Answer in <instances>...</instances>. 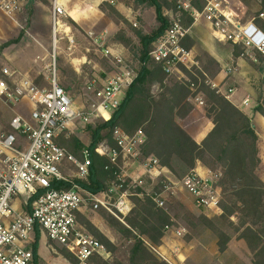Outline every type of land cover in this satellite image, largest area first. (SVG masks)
Returning a JSON list of instances; mask_svg holds the SVG:
<instances>
[{
    "label": "built area",
    "instance_id": "2783aa9c",
    "mask_svg": "<svg viewBox=\"0 0 264 264\" xmlns=\"http://www.w3.org/2000/svg\"><path fill=\"white\" fill-rule=\"evenodd\" d=\"M88 1L111 5L118 2ZM191 1L178 0L177 7L189 12L193 19L192 25L206 22L216 40L239 44L247 54L259 51L264 55V30L252 21L242 22L232 9V0H206L202 9L194 7ZM68 2L51 0L54 54L52 63L47 65L49 87L38 88L29 78L7 67L1 71L0 98L5 104L15 105L23 97H29L36 108L31 113L33 123L25 115L14 113L9 122L10 130L0 132V264H33L32 244L36 232L45 235L50 243L65 248L74 257L75 264H94L95 257L106 259L110 252L77 220V212L86 201L84 197L88 196L94 209L103 207L111 213L115 210L121 215H126L131 210L127 190L120 192L128 177L122 171L118 173L117 184L103 195L83 190L74 183L69 189L55 186L56 181L69 182L73 177L64 174L62 166L65 163L69 162L76 167L75 177L79 178L88 175L91 164L90 150L84 149L83 160H79L57 143L60 134L81 117L85 121L91 115L109 120L121 104L125 91L134 84L138 76L135 68L123 67L108 76L102 86L92 87L97 100L91 105L87 116L75 107L72 98L59 84L56 67V51L60 40L66 39L70 48L75 45L71 27L65 20L68 14L72 16L67 8ZM0 10L13 18L21 10V2L0 0ZM257 17L264 21V8L258 12ZM189 31L190 27H186L180 18L173 17L169 27L153 43L149 57L160 64L169 75L180 65H197L193 51L183 44ZM89 36L95 43L103 45L106 35L105 32L99 35L89 32ZM105 54L114 56L117 63L123 62L119 54L111 48H106ZM17 77L19 78L16 80ZM113 137L120 147L119 151L112 149L104 140L96 145L95 152L108 157L112 164L118 166L120 154L139 159V146L145 139L140 131L128 135L116 128ZM140 164L144 174L151 179L165 177L168 180L167 183L164 181L165 191L173 192L181 184L194 197L197 205L207 209H220V196L210 177H203L192 170L180 181H173L164 175L165 167L160 166L156 158L148 157L140 161ZM128 179L130 184L138 186L136 179ZM114 194L117 197L111 201ZM147 194L157 206H164L160 192ZM17 197L23 199L27 210L15 209L13 201Z\"/></svg>",
    "mask_w": 264,
    "mask_h": 264
},
{
    "label": "rangeland",
    "instance_id": "374dc122",
    "mask_svg": "<svg viewBox=\"0 0 264 264\" xmlns=\"http://www.w3.org/2000/svg\"><path fill=\"white\" fill-rule=\"evenodd\" d=\"M68 1L67 8L72 16L68 14L65 20L71 27L75 45L70 48L66 39L60 40L56 51V67L60 78L59 82L68 87L67 92L72 98L75 107L87 116L91 110V105L97 100L92 91L94 85L95 87L102 86L108 76L117 73L123 67H132L139 70L140 62L138 57L140 54V43L137 31L143 33L153 32L161 27L163 22L158 19L154 7L146 4L138 5L135 0H118L115 5L106 2L89 3L88 0ZM20 2L21 10L17 12L13 18L7 16L0 10V76L2 68L7 67L11 71H16L22 76L29 78L38 88H48L47 65L52 63L54 54L50 20L51 0H20ZM176 8L175 11L163 8V13L169 21H171L173 17L180 18L186 27H190L188 35H194L201 42L203 33H210L211 29L209 26L207 25V27L203 24V21L192 25L193 19L189 12L178 9L177 6ZM94 12L100 15H92ZM188 17L191 18V23L189 25H187ZM89 32H94L96 35L105 32L106 36L103 45L95 43L94 39L89 36ZM187 39L188 38H186V40ZM212 39L215 40L213 37ZM106 48L113 49L123 59V62L117 63L114 56L106 55ZM187 48L193 50L197 65L191 66L190 63L187 65H180L174 73L168 76L169 79L166 81L167 84L171 85L172 83L182 80L190 81L191 77L189 73L195 75L199 79H201L200 73L204 75L203 63L208 59L206 50L202 46L195 47L196 51L193 48ZM199 56H201V59ZM215 69L216 66L211 61L209 64L210 77H206L205 75L204 77L206 78V84L217 88L211 79ZM21 75H19V77H22ZM19 77H17L16 80ZM10 85L12 86L11 83ZM194 88L195 87L191 85L192 91H194ZM136 91L138 92L137 88ZM161 91L162 87L160 84L154 83L151 86L150 92L152 95L156 96ZM137 96L147 100L149 103L154 102L144 92ZM202 97L203 96L195 97L189 95L186 99L187 107L185 112H180L176 117V123L188 135L189 133L195 134L200 127L208 122L206 118H200V112L194 110V104L196 102L201 104L204 114L207 117L205 110L206 104ZM35 108V103H33L29 97H23L15 105H7L0 98V132L9 131V122L14 113L25 115L28 121L33 123L34 121L32 120L31 113ZM103 121H105L103 118L94 115H91L87 121L81 117L80 119H76L73 125L67 130L75 134L83 144L89 145L91 143V130ZM210 122L212 123L211 119ZM142 125L143 128L147 130V125ZM263 149L264 147L261 146V150ZM261 154L262 161L261 164H258L256 173L264 182V150ZM203 155L202 164L208 169L209 177L213 180L215 188L219 193L220 205L222 202L228 203V196L232 193V189L221 184L223 177L221 167L213 161L207 151L204 152ZM188 157L189 153L186 154L184 152L180 154V158L178 156H171L170 165L172 171L169 176L172 175L176 181H180L184 176L194 170L186 163ZM140 161L142 160H135L130 156H123V154H120L119 166L122 172L125 173L126 171L132 176L131 179L137 180V183H139L138 186L143 190L142 194L150 192H160L162 194L164 199V206L162 208L165 209L172 219L171 224L166 226L165 231L171 228L176 229L177 235L187 240L186 238H191L193 235L197 234V236H199L204 233H211L217 238L215 231L220 229L225 234L229 235L231 238L230 240L233 241L232 247L234 251L242 256L243 259L240 264H243L244 261H251L252 254L249 252L246 243L244 240L238 242L237 239V227H239L242 222L251 223V221L256 219V217L252 218L254 216H245L246 206L244 204H237L233 214L222 218V206L219 207L220 209L213 210L197 205L194 197L188 193L181 184H178L177 187L175 186L176 188L173 192L165 191L164 181L166 180L167 183L168 180L165 179V177H163L164 179H151L148 175H145L144 172H142L143 169ZM62 170L65 175L68 174L71 176H75L77 172L76 167L69 162L62 166ZM126 178L128 179V177ZM106 193L107 191L95 194L103 195ZM127 193L129 198V189ZM83 194L85 196L86 192ZM84 198L86 201L83 206L93 208L88 196ZM114 200L115 197L112 196L111 201ZM132 206L131 203V208ZM129 212L126 215H121L115 210L113 213L107 211V213L120 220H123ZM91 213V217H93L95 213ZM204 216L208 217L216 225V230L206 224L205 220L202 219ZM96 219L99 218H95V220ZM256 221L257 224L255 227H262L264 224V207H260ZM80 224L83 226L82 223ZM102 227L105 233L117 245L115 253H110L109 257L106 259H109L112 264H117L116 259L126 263L132 240H123L114 229L104 225H102ZM35 252L40 259V261L38 260V264L40 262L42 264H75L74 257L65 248L50 242L49 245H47V238L45 235L39 237Z\"/></svg>",
    "mask_w": 264,
    "mask_h": 264
},
{
    "label": "trees",
    "instance_id": "16d2710c",
    "mask_svg": "<svg viewBox=\"0 0 264 264\" xmlns=\"http://www.w3.org/2000/svg\"><path fill=\"white\" fill-rule=\"evenodd\" d=\"M135 1L138 5L146 4L154 7L157 17L163 22V25L149 33L137 31L140 43L138 76L134 84L126 91L121 104L112 113L111 118L99 123L91 130V143L83 144L75 134L68 130H64L57 138V143L68 153L77 156L79 160H83L84 149L90 150L91 164L86 177L73 176L69 182L56 181L55 186L69 189L74 183L83 190L99 193L108 191L114 184H117L118 173L121 172L120 166L112 164L108 157L96 153L94 148L105 140L112 149L119 151L120 147L113 137L114 130L120 128L128 135H133L138 131L139 126L148 119V109H150L149 102L137 96L142 92L154 101L151 104L155 105L157 109L155 124L159 123L161 125L159 128L165 130L167 143L146 135L139 146L138 158L143 160L154 157L160 166H169L170 146L180 147L182 145V138L177 134L175 128L176 117L180 112H185L186 99L189 95L203 96L206 115L212 120L213 127L201 141L198 156L207 151L213 161L222 169L221 184L232 189V193L228 196V203L222 202L220 205L223 210L221 217L225 218L233 214L237 204L241 203L246 206L245 216H254L252 218L256 217L257 219L260 207H264V182L256 173L258 164H261L262 161V142L252 125L251 118L232 104L217 88L206 84L204 75L210 77L209 64L211 61L214 63L208 53H206L207 61L205 63L202 61L204 75L200 73L201 79L189 73L190 81L182 80L171 85L166 83L169 74L160 64L150 59L149 52L153 43L170 25L169 19L163 13V8L175 11L177 0ZM262 2L264 3V0ZM191 3L194 7L202 9L206 0H192ZM190 23L191 18L188 17L187 25ZM186 38L188 39L186 40ZM186 38L183 40L184 46L203 47L194 35H187ZM199 57L201 59V56ZM154 83H158L162 87V91L156 96L150 92ZM59 84L67 92L68 87L60 82ZM191 85L195 87L194 91H192ZM256 110L264 116V89L261 91V98ZM106 166H108L107 169ZM128 189L130 190L129 199L133 206L123 220L107 213L104 208L93 209L89 206H82L77 212L78 222L82 223L96 239L104 244L111 254L115 253L117 245L100 230V222L118 232L123 240H132L126 263L116 259L117 264H169L157 253L156 249L162 243L166 232L165 228L171 224L172 219L165 209L157 207L149 194H142L141 187L130 184V179L126 180L120 192ZM114 197L116 198L117 194H114ZM91 212L95 213V217H91ZM95 218L99 219L95 220ZM202 219L213 229L216 228V225L208 217L204 216ZM256 219L251 223L242 222L237 227V239L244 240L246 243L252 254L253 264H264V224L262 227L256 228ZM215 232L219 251L223 252L228 246L230 237L220 229ZM37 239L38 235L33 246L35 264L39 260L35 252ZM93 262L94 264H112L109 259L101 257H95Z\"/></svg>",
    "mask_w": 264,
    "mask_h": 264
},
{
    "label": "crops",
    "instance_id": "0c3cea01",
    "mask_svg": "<svg viewBox=\"0 0 264 264\" xmlns=\"http://www.w3.org/2000/svg\"><path fill=\"white\" fill-rule=\"evenodd\" d=\"M232 1V9L242 22L252 21L264 30V21L257 17L258 12L264 8L262 0ZM95 14L97 12H94L92 15L95 16ZM99 15L97 14L96 16ZM203 24L208 25L206 22ZM212 37L213 35L210 31V33H203L201 39L204 49L212 57L216 66L211 79L217 86L218 91L224 94L232 104L244 111L251 118L252 125L264 147V116L256 110L261 98V91L264 89V55L259 51H251L247 54L239 44L223 42L216 39L215 41ZM193 49L196 51V48ZM149 104L148 119L143 123L147 125V130L143 128V125H140L138 131H140L143 137L147 135L167 143L165 130L159 128L161 126L159 123L155 124L157 109L155 105ZM194 105V110L201 113L200 118H206L208 122L200 127L195 134L189 133V135L175 122L176 132L182 138V145L180 147L171 145V156H178L180 158V154L183 152L186 154L189 153L186 163L201 176L209 177L208 169L202 164L204 153L198 156V150L200 149L201 141L212 129V123L205 116L201 104L196 102ZM263 150H261V153ZM164 167V175L176 181L172 175L169 176L172 171L171 165ZM125 173L128 177L132 178L126 171ZM13 202L15 209L18 211L27 210L23 205V199L21 197L15 198ZM102 225L104 224L100 222L99 228L105 233ZM175 230L173 228L167 230L162 239V243L156 249L157 253L169 264H240L242 262V256L234 251L232 247V240H229L230 243L228 242L227 248L223 252H220L218 239L211 233H204L199 236L196 234L185 240L181 238L182 236H178ZM37 235L38 239L41 236L39 232H36L32 247L36 243ZM238 242H241V240L238 239ZM47 245H49L48 239ZM39 264L42 263L40 262ZM243 264H253L252 259L250 262L244 261Z\"/></svg>",
    "mask_w": 264,
    "mask_h": 264
}]
</instances>
